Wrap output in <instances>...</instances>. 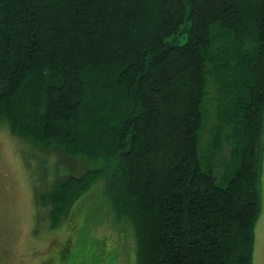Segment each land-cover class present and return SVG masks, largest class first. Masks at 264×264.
Segmentation results:
<instances>
[{
  "label": "trees",
  "instance_id": "1",
  "mask_svg": "<svg viewBox=\"0 0 264 264\" xmlns=\"http://www.w3.org/2000/svg\"><path fill=\"white\" fill-rule=\"evenodd\" d=\"M263 119L264 0H0V128L93 164L50 229L107 174L137 264H252Z\"/></svg>",
  "mask_w": 264,
  "mask_h": 264
},
{
  "label": "rangeland",
  "instance_id": "2",
  "mask_svg": "<svg viewBox=\"0 0 264 264\" xmlns=\"http://www.w3.org/2000/svg\"><path fill=\"white\" fill-rule=\"evenodd\" d=\"M206 109L208 131L214 117L211 101ZM21 142L5 127L0 128V264H137L133 225L115 213L108 194L112 176L95 179L50 229L33 204L35 184L42 183L47 189L53 180L78 175L93 164ZM259 194L252 264H264V119Z\"/></svg>",
  "mask_w": 264,
  "mask_h": 264
}]
</instances>
